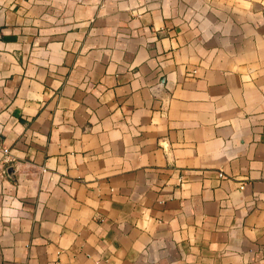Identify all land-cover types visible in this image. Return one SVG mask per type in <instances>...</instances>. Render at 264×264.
<instances>
[{"label":"crops","instance_id":"crops-1","mask_svg":"<svg viewBox=\"0 0 264 264\" xmlns=\"http://www.w3.org/2000/svg\"><path fill=\"white\" fill-rule=\"evenodd\" d=\"M1 146L0 264H264V0H0Z\"/></svg>","mask_w":264,"mask_h":264},{"label":"built area","instance_id":"built-area-1","mask_svg":"<svg viewBox=\"0 0 264 264\" xmlns=\"http://www.w3.org/2000/svg\"><path fill=\"white\" fill-rule=\"evenodd\" d=\"M10 160H11V156L8 153L7 147L1 146L0 147V176H5L6 175V166H5V164L10 162Z\"/></svg>","mask_w":264,"mask_h":264},{"label":"water","instance_id":"water-1","mask_svg":"<svg viewBox=\"0 0 264 264\" xmlns=\"http://www.w3.org/2000/svg\"><path fill=\"white\" fill-rule=\"evenodd\" d=\"M13 166L12 165H7L6 166V172L8 175H11L13 173Z\"/></svg>","mask_w":264,"mask_h":264}]
</instances>
